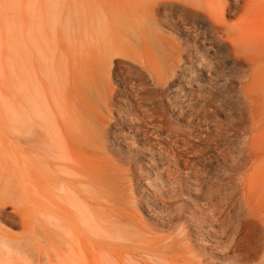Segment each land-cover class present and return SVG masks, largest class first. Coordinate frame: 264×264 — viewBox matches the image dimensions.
<instances>
[{"label":"bare ground","instance_id":"obj_1","mask_svg":"<svg viewBox=\"0 0 264 264\" xmlns=\"http://www.w3.org/2000/svg\"><path fill=\"white\" fill-rule=\"evenodd\" d=\"M128 1L118 5L107 0L72 3L71 12L65 11L62 16L67 27L76 26L75 47L71 49L59 28L50 30L47 9L51 0H30L28 4L31 22L22 75L17 69L18 55L12 63V74L18 70L13 86L12 118L16 127L22 128V123H26L24 131L13 130L26 145L29 201L33 200L29 203L36 210L40 207L43 214V218L39 215L42 223L40 219L37 224L44 228L47 249L44 254L50 259L52 245L58 264H176L178 260L169 257L175 252L185 264H198L196 259H190L193 253L197 254L190 244L195 245L192 240L200 237L209 245L202 246L203 241L199 245L202 250H210L212 246L217 252L230 250L235 255L241 252V256L248 258L261 250L258 242L264 241V209L259 207L264 200L263 99L246 96L251 109L243 142L235 153L231 150L222 153L224 158L237 156L236 165L241 173L237 182L242 193L243 217L228 218V203L222 206L218 189L204 184L202 166L191 165L181 157L195 151L191 134L175 128L170 114L157 109L147 91V81L159 74L153 68L152 53L143 46L154 34L146 21L156 20V6L162 0H145V4ZM246 1L250 5L264 2ZM220 20L216 17L217 23ZM52 33L56 36L54 44ZM230 33L235 39H254L247 31L232 29L228 37ZM118 56L138 62L130 69L121 68L120 90L110 84L108 74ZM165 78L168 80L166 72ZM21 91V101L25 100L23 109L19 105ZM114 117L118 121H112ZM114 150L124 162L135 161L138 179L143 178L151 190V193L142 191L140 200L134 197L133 201L145 217L141 210L139 217L129 203L122 206L120 200L116 202L115 195L119 192L114 189L119 184L113 189L116 183L112 181V185L110 180L121 179L124 174L132 178L136 174L133 175V167L124 170L120 168L123 161L118 163L107 156ZM190 190H194L197 198L190 201L196 223L178 228L179 220H191L183 211ZM205 194L208 195L205 202L198 200ZM3 206L0 212L4 211ZM36 210L30 212L34 214ZM197 213L207 216L214 225ZM201 223H208L211 228V233L203 238ZM256 224L260 235L253 245L250 227ZM163 229L177 231L171 234L168 230L170 236H159L167 231ZM157 232L159 237H155Z\"/></svg>","mask_w":264,"mask_h":264},{"label":"rangeland","instance_id":"obj_2","mask_svg":"<svg viewBox=\"0 0 264 264\" xmlns=\"http://www.w3.org/2000/svg\"><path fill=\"white\" fill-rule=\"evenodd\" d=\"M29 1L0 0V206L4 205V211L0 212V264H58L52 245L49 248L50 259L47 257L50 262L46 258L47 255L45 256L46 253L44 254L46 245L45 239L43 240L44 228L42 229L41 225L43 214L39 206L40 210L38 208L36 210L35 205L30 204L32 199L29 201L30 186L27 176L26 145L20 138L21 135L17 136L16 131L13 130L16 128L18 131L19 129L24 131L23 127L26 124L24 121L22 128L16 127L13 124L12 111L15 77H18V70L22 75V58L26 54L25 42L30 31ZM76 1L51 0L47 9L50 30H53L54 27L59 28L61 34L64 35L62 39L70 49L72 46L75 47L74 31H76V26L67 27L62 22V16L65 11L71 12L70 8ZM107 1L113 5L129 2L128 0ZM137 1L145 4V0ZM91 2L94 3V0ZM156 7V20L148 19L146 21L154 34L146 40L143 46L146 52L152 53V65L159 77L147 81V91L153 98L152 101L157 105V109L170 114V120L175 128H180L191 134L192 140L196 144L195 151L182 154L183 161L186 160L191 165L202 166L200 168L203 170L204 184L215 186L218 189V198L222 201V206L228 203L226 212L228 218L243 217L242 193L237 182L241 174L236 165L238 158L233 155L224 158L222 153L224 150H231L235 153V150L243 142L251 109L245 100L246 96H261L263 99L261 108L264 111V2L261 5H250L246 0L239 2L236 0H162ZM216 17L221 18L222 22L217 23ZM232 29L247 31L254 39L251 37L246 40L243 37L235 39L231 33L228 37L227 33ZM52 41L53 44L56 42V36L53 33ZM55 46L57 47V45ZM16 55L19 57L18 70L14 71L13 75L12 63H14ZM134 64L138 65V62L127 56L116 57L113 66L109 68L108 74L112 82L110 84L120 90L122 87L119 80L121 68L130 69ZM133 70L135 69L132 68ZM165 72L168 80L165 78ZM11 79L14 83L11 82ZM21 79L22 76L20 82H22ZM21 100L22 91L19 94V105L23 109L22 103L25 100ZM22 109H20L21 116L25 115L24 111H21ZM115 119L118 121L116 117L112 121L116 122ZM19 126L21 127V124ZM197 151L202 152L203 155ZM107 156L110 159L114 158L113 160L118 163L123 161L121 163L123 166L120 168L124 170L137 166L134 160L124 162V158H119L115 150L111 154L108 153ZM133 168V175H136L132 178L124 174L123 179L113 178L110 183H116L112 184L113 189L119 184L115 187L118 189H114L115 193L119 192L120 195H115L118 197H116V202L120 200L121 204L125 203V206L129 203L128 206H132L131 209L135 211L137 207L134 204V197L138 201L142 191L147 190L151 193V190L143 178L138 179L140 177L136 173L138 167H136L137 169ZM215 177L217 180L213 182ZM131 179L133 180L131 181ZM193 191L190 190L189 193H186V201L183 203L184 215L191 220L190 222L179 220L178 228L187 225L191 227L196 223L192 214L194 205L190 203L192 199H197ZM206 197L208 195L205 194L198 200L205 202ZM123 199H130V201L125 202L126 200ZM29 207L32 209L28 210ZM259 207L264 209V200L261 201ZM33 210L37 212L34 211V218H32L33 212H30ZM141 213L145 217L142 210ZM197 215L214 225L207 216L199 215V213ZM29 217L34 220L30 221ZM26 218H29V221ZM40 219L41 223L38 225ZM29 222H33L31 224L34 225L32 226ZM182 223H185L184 226ZM208 223L200 224L203 225L201 238L211 233ZM215 227L217 226L215 225ZM196 228L198 227L196 226ZM250 228L253 230L251 231L253 245H256L260 235L259 226L251 225ZM163 230H170L171 234L177 231ZM167 231L161 233L159 231L154 233L156 236L152 235L155 237L159 234V236H163V234L170 236V231L165 234ZM205 231L207 232L205 233ZM195 239L192 240L195 245L192 242L191 244L188 242V244L197 254L189 253L188 255L192 254L195 258L192 255L188 257L196 259L197 261H194L199 262L198 264H237V262L239 264H260L261 261L264 262V241L258 242L262 245L261 250L259 249L248 258H244L240 255L241 252L237 255L230 250L217 252L212 246H210V250H202L199 245H202L204 238L202 240L200 237ZM204 243L202 246L207 245L205 241ZM89 250L86 251L89 253ZM174 254L175 252L169 257L181 262L182 260L177 259ZM196 255L200 256L196 257ZM183 263L185 264V262Z\"/></svg>","mask_w":264,"mask_h":264}]
</instances>
